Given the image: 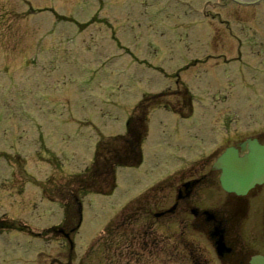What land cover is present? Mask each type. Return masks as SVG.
<instances>
[{"label": "rangeland", "instance_id": "rangeland-1", "mask_svg": "<svg viewBox=\"0 0 264 264\" xmlns=\"http://www.w3.org/2000/svg\"><path fill=\"white\" fill-rule=\"evenodd\" d=\"M237 53L242 70L256 71L232 75L234 67L223 64ZM176 80L192 94V116L150 113L143 162L116 169L111 195H87L81 218L51 190L41 195L40 182L81 173L100 137L125 134L140 98L175 89ZM222 116L235 119L231 133L264 131V0L246 7L227 0H0V220L28 230L0 234V264H194L189 251L211 248L196 228L184 227L189 218L153 215L191 172L174 175L157 204L151 198L142 207L149 215L118 210L217 148L230 134L221 132ZM125 217L132 219L122 224ZM79 218L70 253L48 231H69ZM252 225L261 239L260 218ZM209 262L220 264L214 254Z\"/></svg>", "mask_w": 264, "mask_h": 264}, {"label": "trees", "instance_id": "trees-1", "mask_svg": "<svg viewBox=\"0 0 264 264\" xmlns=\"http://www.w3.org/2000/svg\"><path fill=\"white\" fill-rule=\"evenodd\" d=\"M160 99H164V97ZM156 102L158 101L155 99L149 100L144 105L143 109L131 118V122L133 123L130 131L135 130L134 133H136V136H131L129 140L125 139L124 143L113 148L111 154L97 156L94 166L89 173L86 176L77 179L76 185L78 189L84 192H105V190L99 185V182H104L108 187L106 192L110 191L114 186L113 169L115 166L121 164L120 161L123 160L122 154L125 152L126 148L133 151L135 156L133 164L139 162L138 145L140 143V136H137V131H139V129L141 131L144 130L143 115L146 109L156 104ZM180 114L183 115V113Z\"/></svg>", "mask_w": 264, "mask_h": 264}, {"label": "water", "instance_id": "water-1", "mask_svg": "<svg viewBox=\"0 0 264 264\" xmlns=\"http://www.w3.org/2000/svg\"><path fill=\"white\" fill-rule=\"evenodd\" d=\"M249 150L251 153L245 157L244 162L230 159L229 155H232L230 151L218 161V166L223 170V173H227L228 178L233 177V184L230 188L227 187L228 191L232 190L238 195L245 194L255 184L264 181V147L254 144L250 146ZM226 179L222 177V182ZM250 264H264V256L253 257Z\"/></svg>", "mask_w": 264, "mask_h": 264}, {"label": "flooded vegetation", "instance_id": "flooded-vegetation-1", "mask_svg": "<svg viewBox=\"0 0 264 264\" xmlns=\"http://www.w3.org/2000/svg\"><path fill=\"white\" fill-rule=\"evenodd\" d=\"M235 206L238 208V211L240 213H242V210L244 208V206L246 205V203H244L243 200H241L240 198H236V200L234 201ZM262 204L264 205V197H262ZM206 213V214H205ZM205 217L202 218L204 220V223L207 224L209 226V228L207 229V234L209 235V237L215 242L216 241V237H215V229L217 227V220L215 218V214H212L208 211H205ZM213 232V234H212ZM234 252L232 250H228L225 249L223 252H221L219 254V256L225 260V258L228 255L233 254ZM234 264H243L242 261H237Z\"/></svg>", "mask_w": 264, "mask_h": 264}]
</instances>
